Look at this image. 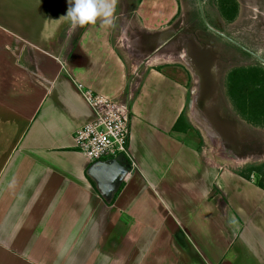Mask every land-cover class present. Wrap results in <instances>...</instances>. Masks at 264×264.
Returning <instances> with one entry per match:
<instances>
[{
  "label": "crops",
  "instance_id": "obj_1",
  "mask_svg": "<svg viewBox=\"0 0 264 264\" xmlns=\"http://www.w3.org/2000/svg\"><path fill=\"white\" fill-rule=\"evenodd\" d=\"M137 2L143 16L149 2ZM196 2L202 29L249 56L211 21L240 20L241 2ZM69 7L0 0V264H264V189L204 149L183 55L162 52L136 79L103 18L59 54ZM254 66L231 71L239 80ZM83 89L129 100L128 157L88 161L74 149L94 118Z\"/></svg>",
  "mask_w": 264,
  "mask_h": 264
},
{
  "label": "rangeland",
  "instance_id": "obj_2",
  "mask_svg": "<svg viewBox=\"0 0 264 264\" xmlns=\"http://www.w3.org/2000/svg\"><path fill=\"white\" fill-rule=\"evenodd\" d=\"M237 1L242 6L240 20L222 23L219 16L211 15V21L218 22L221 29L233 33L231 37L264 59V0ZM147 2L148 7L143 8L141 16L137 0H115L116 13L110 26V42L125 66L131 63L139 65L136 75H133L138 79L145 68L143 62L162 52L171 60H178L182 54L183 58L179 60L187 64L191 74L187 88L188 106L190 103L195 105V124L200 128L205 141L203 147L208 155H214L237 172L248 164L263 162L264 125L256 123L264 113L262 71L255 67L245 74V82L240 87L242 96L246 97L240 109L231 100L228 75L237 62L255 63L263 69L264 63L249 53V56L243 55L230 45L219 46L215 38L208 35L210 31L202 29V25L206 26L210 21L199 13L196 0H182L176 15L175 6L171 4L173 0ZM171 7L174 13L170 16ZM87 26L73 29L69 22L57 34L53 45L57 50L53 48V51L65 56L77 35ZM157 47L158 50L152 52ZM128 68L130 70V66ZM86 91L82 90L84 99ZM250 178L253 180L255 176L250 175Z\"/></svg>",
  "mask_w": 264,
  "mask_h": 264
},
{
  "label": "built area",
  "instance_id": "obj_3",
  "mask_svg": "<svg viewBox=\"0 0 264 264\" xmlns=\"http://www.w3.org/2000/svg\"><path fill=\"white\" fill-rule=\"evenodd\" d=\"M85 101L92 108L94 118L75 131L74 149L88 161L127 156L129 100L105 97L88 90L85 92Z\"/></svg>",
  "mask_w": 264,
  "mask_h": 264
},
{
  "label": "clouds",
  "instance_id": "obj_4",
  "mask_svg": "<svg viewBox=\"0 0 264 264\" xmlns=\"http://www.w3.org/2000/svg\"><path fill=\"white\" fill-rule=\"evenodd\" d=\"M68 2L70 7L65 16L73 29L95 23L98 18H103L105 24L111 25L113 7L110 0H68Z\"/></svg>",
  "mask_w": 264,
  "mask_h": 264
},
{
  "label": "trees",
  "instance_id": "obj_5",
  "mask_svg": "<svg viewBox=\"0 0 264 264\" xmlns=\"http://www.w3.org/2000/svg\"><path fill=\"white\" fill-rule=\"evenodd\" d=\"M137 1H139V0H137ZM252 68H255V66L250 67V68H246V69H240V70H242L240 72H243V74H246ZM259 69L262 71L261 73L264 74L263 68L260 67ZM235 74H237L236 70H233L228 75L229 83L231 84V85H229V93H230L232 102L236 106H238L240 109V104L243 103V99H244V97H246V96H242L243 95L241 92L242 87H240V84L245 82V75L241 79L238 80L237 75H235ZM237 92L239 93L238 96H237ZM263 109H264V106H263ZM263 111H262V113H263ZM245 118H246V116H245ZM256 123L264 125V113L262 114L260 119L258 121H256ZM251 173H254L257 176V179H256L257 186L264 189V161L261 163H257V164L256 163L248 164L241 171L238 172L239 175H241L242 177H244L246 179H249Z\"/></svg>",
  "mask_w": 264,
  "mask_h": 264
},
{
  "label": "water",
  "instance_id": "obj_6",
  "mask_svg": "<svg viewBox=\"0 0 264 264\" xmlns=\"http://www.w3.org/2000/svg\"><path fill=\"white\" fill-rule=\"evenodd\" d=\"M230 41L233 42V43H234L237 47H239L240 49L246 51V52L249 53L251 56L257 58L258 60H261V61L264 63V59L261 58V57H259V56H258L257 54H255L254 52H251V51H249V50L243 48V47L240 46L238 43H236V42H234V41H232V40H230ZM202 124H204V123H202ZM205 129H206V130H210L207 126H205Z\"/></svg>",
  "mask_w": 264,
  "mask_h": 264
}]
</instances>
